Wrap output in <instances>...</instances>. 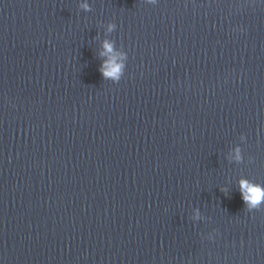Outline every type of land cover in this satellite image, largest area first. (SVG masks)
Here are the masks:
<instances>
[{
    "label": "water",
    "instance_id": "water-1",
    "mask_svg": "<svg viewBox=\"0 0 264 264\" xmlns=\"http://www.w3.org/2000/svg\"><path fill=\"white\" fill-rule=\"evenodd\" d=\"M241 181L264 0H0V264H264Z\"/></svg>",
    "mask_w": 264,
    "mask_h": 264
},
{
    "label": "clouds",
    "instance_id": "clouds-1",
    "mask_svg": "<svg viewBox=\"0 0 264 264\" xmlns=\"http://www.w3.org/2000/svg\"><path fill=\"white\" fill-rule=\"evenodd\" d=\"M84 7L87 8V5H84ZM104 49L106 53H111L113 51L112 44L105 41ZM121 68L122 65L117 64L113 59L107 61L101 71L106 78L118 79ZM241 190L244 201L250 208L257 207L260 203L264 202V188L258 185H250L247 181H241Z\"/></svg>",
    "mask_w": 264,
    "mask_h": 264
}]
</instances>
